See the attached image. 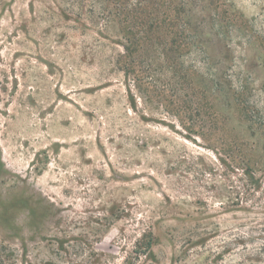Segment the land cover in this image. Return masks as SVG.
Instances as JSON below:
<instances>
[{
    "label": "rangeland",
    "instance_id": "rangeland-1",
    "mask_svg": "<svg viewBox=\"0 0 264 264\" xmlns=\"http://www.w3.org/2000/svg\"><path fill=\"white\" fill-rule=\"evenodd\" d=\"M0 264H264V0H0Z\"/></svg>",
    "mask_w": 264,
    "mask_h": 264
}]
</instances>
